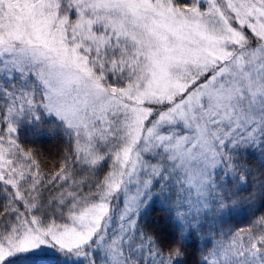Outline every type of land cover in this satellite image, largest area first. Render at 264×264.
Masks as SVG:
<instances>
[{
  "label": "snow or ice",
  "instance_id": "snow-or-ice-1",
  "mask_svg": "<svg viewBox=\"0 0 264 264\" xmlns=\"http://www.w3.org/2000/svg\"><path fill=\"white\" fill-rule=\"evenodd\" d=\"M0 264H264V0H0Z\"/></svg>",
  "mask_w": 264,
  "mask_h": 264
}]
</instances>
